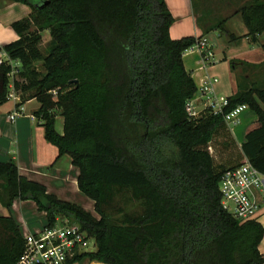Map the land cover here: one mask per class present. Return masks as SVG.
Segmentation results:
<instances>
[{"label": "trees", "instance_id": "1", "mask_svg": "<svg viewBox=\"0 0 264 264\" xmlns=\"http://www.w3.org/2000/svg\"><path fill=\"white\" fill-rule=\"evenodd\" d=\"M13 1L32 12L12 24L19 39L3 47L0 106L12 90L20 95L18 108L40 102L34 115L46 139L58 147V159L71 157L98 217L22 175L14 159L0 161L6 208L16 198L32 199L46 211L47 225L79 224L97 250L69 264H264L263 224L237 219L223 207L220 190L224 172L246 160L264 173V86L228 96L224 113L206 108L191 118L186 104L198 87L184 55L198 38L171 37L175 19L166 0ZM238 13L257 41L264 0ZM239 105L259 119L241 147L225 120ZM0 229L6 233L0 264H17L26 246L20 226L8 214L0 216Z\"/></svg>", "mask_w": 264, "mask_h": 264}, {"label": "crops", "instance_id": "2", "mask_svg": "<svg viewBox=\"0 0 264 264\" xmlns=\"http://www.w3.org/2000/svg\"><path fill=\"white\" fill-rule=\"evenodd\" d=\"M166 2L175 19L170 28V35L173 39H181L185 36H194L196 38L205 37L208 39V33L214 32L217 34L220 32L218 36L227 39L231 44H237L240 42L241 34L238 35L236 30L230 26L231 18L233 16L242 17L240 13H229L231 10H225L221 12L224 13L223 16L225 15L224 19H226V23L224 28H219V23L216 20L218 18L217 16H207L208 19L202 22V18L206 17L207 14L206 5L208 4L209 0H166ZM31 12L32 8H30V5L27 3L13 0H0V58L8 60V55L3 49L4 45L19 39V35L14 30L12 24L17 20L28 17ZM247 33L248 29L246 27V30L242 36H244L248 41L251 40L253 43L260 42L259 36L261 34L257 37V41H252L251 37L247 36ZM262 34H264V32ZM235 37L239 38L236 39ZM249 43L247 46L244 45V49L242 51L230 54L229 58H225V60L232 62L233 71L236 69L242 70L241 74L244 75L245 80L242 78L239 80L240 77L235 73L233 82H222V84L216 87V91L219 95L227 97L230 95H235L242 89L248 88L254 84L264 86L263 82L261 81H247L251 77L247 72L248 67L252 68V66H257V64L261 66L264 63V59L263 61L261 59L258 61L261 64H256L254 61L246 60L251 52L259 50L257 49L258 47L262 48L264 52V38H262V42L259 44V46L258 44L253 46L252 43ZM214 55L216 54L214 53ZM184 64L186 69L191 72L198 88L202 84V80L207 75L212 76L209 72V65L202 64V57L197 51H187L184 55ZM15 65L18 66L19 63L17 62ZM219 81L216 83V85L220 83ZM11 89H13V83H11ZM34 100L35 99L29 100L22 106L23 115L20 116L15 122L10 121L9 115L18 108L17 104L19 101L10 99L8 102L0 106V161L4 162L14 159L18 164L20 173L22 175L28 177L31 180L45 184L48 188V191L52 194H55L58 198L76 203L98 217V214L95 211L94 201H89L84 197H77V191L79 190L77 183L79 169L77 174H75L71 179V182L75 186L74 196H68L66 194L67 189L64 187V185L61 187L53 186L54 189L51 190L50 186L54 185L53 181L58 180L60 177L59 172H61V163H68L71 166L73 164L71 157L68 154L61 156L62 160L59 161L58 147L46 141L45 127L41 124V122H39L38 118H34V112L36 110H33V113H26L25 106ZM239 119L240 127L238 128V131L236 130L237 133L234 131V129L233 132L237 142L242 145L246 140L247 133L259 125V119L255 111L252 110L248 105H246V107L240 113ZM40 126H43L41 127L42 131L41 133H38L40 137L36 138V129L38 127L40 128ZM56 129L59 133L63 134L64 124L59 125L57 121ZM38 143H42L43 149H41V146L40 144L38 145ZM13 145L15 146L14 148ZM54 161L60 162L59 165H56V168L53 166ZM45 168H48L51 173L56 171V174L48 175ZM3 195L2 180H0V216L12 214L20 226L24 237L29 233H35L42 230L48 224L46 211L40 212L37 209L38 205H36L34 200H22L20 198H16L11 209L9 210L6 208L3 202ZM263 218L264 213H262L257 218V220L262 223ZM5 237L6 233L4 230L0 229V244L3 242ZM260 250L262 253H264V251L261 249V245ZM74 264H94V262L83 260Z\"/></svg>", "mask_w": 264, "mask_h": 264}, {"label": "built area", "instance_id": "3", "mask_svg": "<svg viewBox=\"0 0 264 264\" xmlns=\"http://www.w3.org/2000/svg\"><path fill=\"white\" fill-rule=\"evenodd\" d=\"M187 51L199 52L202 64L205 65L213 55L212 46L205 37L198 38ZM4 61L5 59L0 58V64ZM15 72L16 70L12 74ZM218 81L217 77L209 75L202 80L196 94L186 104V110L191 118H198L206 108H210L216 114L224 113L229 99L217 93L215 85ZM9 97L20 100V95L14 90L10 92ZM245 107L246 105H239L225 115L229 126L230 123H239V115ZM22 110L21 106L13 111L9 115L10 121L15 122L22 116ZM34 118L37 119L36 116ZM220 190L223 207L240 221L257 219L264 213V173L249 160L224 172ZM25 240V250L17 264H69L77 255L93 252L89 249V244L94 239L89 238L79 224L68 220H59L55 226L46 225L40 231L25 235Z\"/></svg>", "mask_w": 264, "mask_h": 264}, {"label": "rangeland", "instance_id": "4", "mask_svg": "<svg viewBox=\"0 0 264 264\" xmlns=\"http://www.w3.org/2000/svg\"><path fill=\"white\" fill-rule=\"evenodd\" d=\"M252 1L253 0H217V1L209 0L208 4L206 5L207 14H206V17L202 18V22H204L206 19H208L207 16L209 17L211 15L213 17L217 16L218 18L216 20L218 21V23H220L221 21H223V19L225 17V15L223 16L224 13H221V12H223L225 10H231V11H229V13H232V12L238 13L243 5H245L247 2H252ZM30 8H31V6H30ZM230 26H231V28L236 30L238 35L241 34L240 35L241 36L240 42L237 44H231L227 39L219 37L218 35L220 32H218L217 34H215L214 32L208 33L209 43L211 44V46L213 45L212 46L213 55H212L210 61L207 63V65H209V72L212 75L211 77H217L220 80L219 81L220 83H218L216 85V87L218 85L222 84V82H228V83L233 82V78H235L234 77L235 73L240 77L239 80H241V78L245 80L244 75L241 74L242 70L236 69L235 71H233L232 70V67H233L232 62L225 60V58H229L230 54L242 51L244 49V45L247 46L249 42H250L249 44L252 43L253 46L255 44H258V46H259V44H261V42H262V38H264V34H261L259 36L260 42L253 43V42H251V40L248 41L244 36H242L244 31L246 30V27H245V24L242 20V17L233 16L230 20ZM42 35H43V42H42L41 47H42V50L46 53L47 47H48L49 42L51 40V35H50L49 31L43 32ZM257 49H259V50L251 52V54L249 55L248 58H246V60L254 61V63H256V64L259 63L258 61L260 59L263 61L264 52H263L262 48H260V47H258ZM214 53L216 55H214ZM259 64H261V63H259ZM247 72L251 76L250 79L247 80L248 82H250V81H261V82H263V85H264V63L261 66H259L257 64V66H252V68L248 67ZM229 90H230V85H229ZM11 100H13V99H11ZM39 107H40V102L35 99L33 102H31L25 106V111H26V113H33V110H37ZM57 121H58L59 125H63L64 124V117L58 116ZM41 127H43V126H40V128ZM239 127H240V123H230V126H229L233 135H234L233 129L237 133ZM40 128L38 127L36 129V138L40 137V135H38V133H41V131H42V128L41 129ZM41 141H42V139H41ZM46 141L48 143H51L48 140H46ZM39 144L40 143H38V145ZM51 144H53V143H51ZM40 146H41V149H43L42 143L40 144ZM14 147L15 146L13 145V148ZM238 147H241V145L239 143H238ZM237 150L239 151V148ZM59 159H60L59 161L62 160L61 158H59ZM59 163L60 162L54 161L53 166L56 168L57 167L56 165H59ZM54 167H53V170H54ZM45 170H46L48 175L56 174V171H53L51 173L48 170V168H45ZM60 171L61 172H59V176H60L59 179L54 180L53 181L54 185L50 186L51 190L54 189L53 186L61 187L62 185H64V187L67 189L66 194L68 196H74V194H75L74 187L75 186L71 182V179L75 174H77L78 168L76 166H73V165L71 166L68 163L63 162V163H61ZM66 178H68V179H66ZM67 180H69V181H67ZM77 197L78 198L84 197L85 199H87L89 201H93L90 197H88L86 194H84L80 189L77 191ZM36 205H37V203H36ZM37 209L40 212H45L43 210H40L39 207ZM262 223L264 225V218L262 219ZM89 249L92 251L97 250V244H96L95 240L90 241ZM261 249L264 251V239L261 243Z\"/></svg>", "mask_w": 264, "mask_h": 264}, {"label": "water", "instance_id": "5", "mask_svg": "<svg viewBox=\"0 0 264 264\" xmlns=\"http://www.w3.org/2000/svg\"><path fill=\"white\" fill-rule=\"evenodd\" d=\"M53 87H54V83H51V84L48 85V89L49 90H51ZM94 264H106V263H103V262H94Z\"/></svg>", "mask_w": 264, "mask_h": 264}]
</instances>
